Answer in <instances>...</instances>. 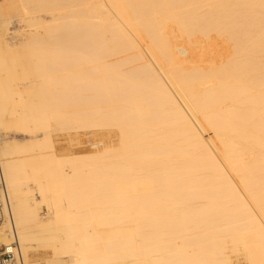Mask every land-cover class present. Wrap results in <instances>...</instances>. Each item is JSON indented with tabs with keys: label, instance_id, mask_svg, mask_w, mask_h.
I'll use <instances>...</instances> for the list:
<instances>
[{
	"label": "bare ground",
	"instance_id": "1",
	"mask_svg": "<svg viewBox=\"0 0 264 264\" xmlns=\"http://www.w3.org/2000/svg\"><path fill=\"white\" fill-rule=\"evenodd\" d=\"M0 160L12 264H264V0H0Z\"/></svg>",
	"mask_w": 264,
	"mask_h": 264
},
{
	"label": "built area",
	"instance_id": "2",
	"mask_svg": "<svg viewBox=\"0 0 264 264\" xmlns=\"http://www.w3.org/2000/svg\"><path fill=\"white\" fill-rule=\"evenodd\" d=\"M9 198L0 160V224L4 222L5 211H9ZM18 245L16 242L10 245L0 246V264H12L16 260Z\"/></svg>",
	"mask_w": 264,
	"mask_h": 264
},
{
	"label": "rangeland",
	"instance_id": "3",
	"mask_svg": "<svg viewBox=\"0 0 264 264\" xmlns=\"http://www.w3.org/2000/svg\"><path fill=\"white\" fill-rule=\"evenodd\" d=\"M92 137V134L87 133L86 135H81L80 138L83 140H87ZM57 146L61 153H67L68 151H74L75 149H79L80 147L87 146L88 144H72L70 136H57Z\"/></svg>",
	"mask_w": 264,
	"mask_h": 264
}]
</instances>
